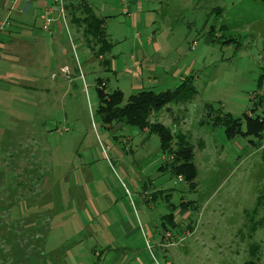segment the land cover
I'll use <instances>...</instances> for the list:
<instances>
[{"label": "rangeland", "instance_id": "374dc122", "mask_svg": "<svg viewBox=\"0 0 264 264\" xmlns=\"http://www.w3.org/2000/svg\"><path fill=\"white\" fill-rule=\"evenodd\" d=\"M87 1L110 35L99 58L69 21L52 39L0 0V264H264V139H228L208 113L241 133L264 119V4ZM186 78L193 100L149 119L193 146L179 182L157 135L102 123L99 90L125 104Z\"/></svg>", "mask_w": 264, "mask_h": 264}, {"label": "trees", "instance_id": "16d2710c", "mask_svg": "<svg viewBox=\"0 0 264 264\" xmlns=\"http://www.w3.org/2000/svg\"><path fill=\"white\" fill-rule=\"evenodd\" d=\"M261 2L264 4V0H261ZM67 12L70 24L78 31H82V37L87 47L98 58L105 56L110 51L111 40L105 33L104 19L97 16L86 3L79 4L76 7L67 6ZM97 48L98 50L96 52L95 49ZM189 80L191 78H186L174 90L164 93H155L152 91L139 92L132 95L125 104L123 94L120 91H113L106 96L100 89L98 116L105 125H110L114 122L126 124L142 131L148 130L150 133L157 135L160 150L173 157L169 166L171 173L177 178L187 175V180L193 181L195 178V169L192 163L193 146L189 145L186 136L178 135V139L174 142L170 129H167L164 125L157 122L151 124L149 121L152 114L161 111L169 105H185L193 100L197 91L193 86L189 85ZM207 110H209L208 106L205 107V111ZM208 113L215 114L214 122L218 127H222L225 130L228 139L242 135L243 137L249 138L250 143L253 140H257L258 145L262 144V140L264 139V119L260 117L250 118L246 115V132L241 133L240 120L233 119L230 115L223 114L219 110L209 111ZM263 200L264 193L260 195L257 201L258 207L264 205ZM169 224L175 228L173 217L170 219ZM165 230L167 231V229ZM249 249V256L254 257L257 249ZM252 260L246 264H253L254 262Z\"/></svg>", "mask_w": 264, "mask_h": 264}, {"label": "crops", "instance_id": "0c3cea01", "mask_svg": "<svg viewBox=\"0 0 264 264\" xmlns=\"http://www.w3.org/2000/svg\"><path fill=\"white\" fill-rule=\"evenodd\" d=\"M82 3H86V4H88L90 7H91V9L94 11V13L97 15V16H99V14L97 13V11L94 9V7L90 4V2L89 1H87V0H68L67 1V6H72V7H76V6H78L79 4H82ZM139 5H140V3H138ZM47 5V2H45V1H41V0H25V3L23 4V0H20L18 3H17V6H16V8H18L19 7V11H21L22 10V12H24L25 14H27L26 15V19L28 20V19H32V18H34V16H35V14H37V15H39V19L41 20V15H42V10L44 9V7ZM15 8V9H16ZM140 9V6H139V8L137 9V10H139ZM39 13V14H38ZM29 14H34V16L33 17H30V15ZM23 15V14H22ZM20 18H23V16H19ZM34 21H35V18H34ZM41 22H42V20H41ZM69 23H70V21H69ZM25 25V27L26 28H29L30 26L28 25V24H24ZM57 25H59L58 23L56 24V26H55V31L54 32H58V28H57ZM71 25V24H70ZM60 26V25H59ZM72 26V25H71ZM61 27V26H60ZM73 27V26H72ZM61 29V28H60ZM61 30H63V29H61ZM62 32V31H61ZM12 33V31H8L7 32V34H5V35H2V38L5 40V42H6V44L9 46L12 42L14 43L15 42V46L16 47H19V45H20V42L19 41H17L16 39H15V41H13L9 36H10V34ZM55 35L56 34H59V33H54ZM45 36H47V37H50V38H52L51 36H48V35H46V34H44ZM107 36H109V38H110V35H108L107 34ZM53 39V38H52ZM51 40V39H50ZM1 47H3L2 45H1ZM64 68H67L66 66H63L62 68H61V71L64 69ZM193 207V206H192ZM180 213V214H179ZM178 213V215L179 216H181V218L182 219H187V211L186 210H182V211H180ZM174 224H175V228H177V227H179V225H180V221H176V223L174 222ZM243 227H245V225L243 226ZM242 227V228H243ZM191 228H189V232L191 233V231L192 230H190ZM135 232V231H134ZM241 231L239 230V232H238V235L237 236H239V233H240ZM165 236V235H164ZM172 236V235H171Z\"/></svg>", "mask_w": 264, "mask_h": 264}, {"label": "built area", "instance_id": "2783aa9c", "mask_svg": "<svg viewBox=\"0 0 264 264\" xmlns=\"http://www.w3.org/2000/svg\"><path fill=\"white\" fill-rule=\"evenodd\" d=\"M19 0H14L13 2V9L16 8L17 3ZM47 2V5L44 7L41 19H42V26L41 30L44 34L48 36H52L54 34V28L56 24H60L61 27L68 33V12H67V1L68 0H41ZM4 30V25L1 26L0 31ZM70 38V37H69ZM71 44L72 40L70 38ZM66 72V68L63 69ZM172 159V158H170ZM178 181L180 182L181 179L179 178Z\"/></svg>", "mask_w": 264, "mask_h": 264}]
</instances>
